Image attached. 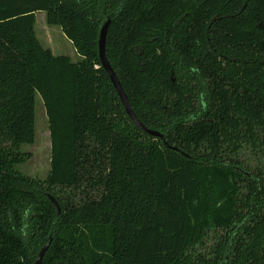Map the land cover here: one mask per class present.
Segmentation results:
<instances>
[{
    "label": "trees",
    "instance_id": "16d2710c",
    "mask_svg": "<svg viewBox=\"0 0 264 264\" xmlns=\"http://www.w3.org/2000/svg\"><path fill=\"white\" fill-rule=\"evenodd\" d=\"M39 11L79 60L41 44ZM108 19L107 58L164 138L102 66ZM37 95L44 180L17 168ZM49 242L44 264H264V0H0V264Z\"/></svg>",
    "mask_w": 264,
    "mask_h": 264
},
{
    "label": "rangeland",
    "instance_id": "374dc122",
    "mask_svg": "<svg viewBox=\"0 0 264 264\" xmlns=\"http://www.w3.org/2000/svg\"><path fill=\"white\" fill-rule=\"evenodd\" d=\"M35 34L41 44L54 54L69 55L74 61L80 59L77 49L62 28L48 24L44 11L36 13ZM22 150L29 157L17 168L28 176L44 180L51 168V137L46 108L40 95L36 97V140L33 144L23 145Z\"/></svg>",
    "mask_w": 264,
    "mask_h": 264
},
{
    "label": "water",
    "instance_id": "95a60500",
    "mask_svg": "<svg viewBox=\"0 0 264 264\" xmlns=\"http://www.w3.org/2000/svg\"><path fill=\"white\" fill-rule=\"evenodd\" d=\"M111 24V19H108L102 26L101 30H100V34H99V57L102 63V66L104 67V69L107 71L108 75L110 76V79L118 93V96L126 110V113L128 114V116L130 117V119L132 120V122L138 126L141 130H143L144 132H146L147 134L151 135V136H155V137H160V138H164L163 135L156 130L150 129L148 128L137 116V114L134 112L132 105L130 103V100L128 98L127 93L125 92L122 83L120 82L116 72L114 71L112 65L110 64L108 58H107V53H106V43H107V35H108V31H109V27ZM164 144L167 147H171L169 145V143L164 140ZM176 148V147H173ZM50 199L52 200V202L55 204V206L57 207L58 211H61V207L59 202L56 200L55 197L50 195ZM51 242H49L48 244H46L45 246L42 247V249L40 250L36 261L34 264H44V260H45V256L46 253L50 247Z\"/></svg>",
    "mask_w": 264,
    "mask_h": 264
}]
</instances>
